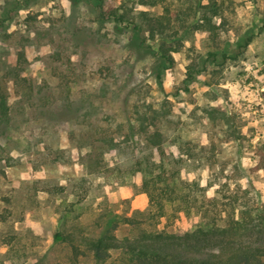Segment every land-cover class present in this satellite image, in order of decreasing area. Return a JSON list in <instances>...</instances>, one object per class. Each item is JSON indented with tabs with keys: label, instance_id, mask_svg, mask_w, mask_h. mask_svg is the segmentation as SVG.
<instances>
[{
	"label": "rangeland",
	"instance_id": "obj_1",
	"mask_svg": "<svg viewBox=\"0 0 264 264\" xmlns=\"http://www.w3.org/2000/svg\"><path fill=\"white\" fill-rule=\"evenodd\" d=\"M90 2L94 8L0 0V94L12 115L0 137V210H12L0 226V264H71L66 234L93 237L110 218L144 219V175L132 168L139 156L164 161L185 198L167 204L159 229L180 233L264 213V0H224L216 39L186 31L173 66L135 53L130 28L118 32L98 16L114 8L140 21L139 12L161 7L101 0L100 10ZM141 35L148 36L144 26ZM67 100L89 105L53 117ZM144 111L143 127L137 117ZM144 130L159 131L164 156ZM108 135L114 147L103 142ZM205 197L218 198V210ZM142 232L120 221L115 236ZM7 235H17L16 254L7 251ZM80 264L98 263L87 256ZM104 264L126 262L112 250Z\"/></svg>",
	"mask_w": 264,
	"mask_h": 264
},
{
	"label": "trees",
	"instance_id": "obj_2",
	"mask_svg": "<svg viewBox=\"0 0 264 264\" xmlns=\"http://www.w3.org/2000/svg\"><path fill=\"white\" fill-rule=\"evenodd\" d=\"M72 1L75 4L85 2L93 6L91 0ZM135 1L138 5L150 8L161 7L162 11L157 14L147 11L139 12L137 17L140 21L130 15L127 10L119 12L114 8L107 11L102 10L98 16L100 21H112L117 31L120 30L119 25L130 28L132 36L129 46L137 54L140 52L150 54L158 57V60H164L169 66H173L175 63L173 54L179 52L183 47V34L186 31L196 29L208 32L211 40H215L218 36L216 32L218 26L214 19L222 17L224 0H208L206 3L202 0ZM97 2L101 10L103 7L100 4L101 0H97ZM189 18L192 20L191 23L188 22ZM143 26L146 27L148 36L142 37ZM74 30L76 31L77 27ZM147 41H154L156 48L147 44ZM250 42L251 39L247 38L244 46L249 45ZM216 55L217 52L208 54L214 59H216ZM190 75L192 73L189 69L187 80L191 79ZM87 105L89 104L86 100L84 103L78 104L75 101L67 100L60 112L51 113L54 115L53 117L58 118L65 112L76 114ZM155 116L150 118L149 127L154 124L152 119H155ZM137 118H139L137 120L141 123L140 125L144 127L143 123H148L149 120L147 111ZM11 122L12 115L7 98L0 94V137L6 136V130L10 127ZM144 132L146 135L148 134L145 136V142L149 146L157 148L164 156L163 150L160 151L162 145L159 131L144 130ZM103 142L114 147L116 140L113 136L108 135ZM135 159L136 162L132 168L134 167L135 174L144 175L142 179L143 191L149 198V210L145 218L141 220L110 218L105 222L103 230L93 237L83 235L81 232L66 234L63 236V241L70 247L71 264H80V259L87 256L92 257L98 264H104L110 258L112 250L121 251L126 264H264L263 212L258 213L255 218L248 217V220L246 218L237 220L231 217L230 222L224 226L215 223L209 228L200 227L180 233H172L165 228L159 229L160 220L168 219L167 204L175 202L180 197L183 198V194L177 191L176 184L171 177L172 174H167L169 170L165 167L164 161L156 163L147 155ZM258 167L264 169V156ZM155 168H159V171L154 172ZM205 198L208 199L212 209L218 210V198ZM183 199L185 200V198ZM194 199L198 201L197 196ZM208 211V209L205 210V212ZM11 215L12 210L3 206L0 210V226L7 223ZM120 221L132 228L143 230L142 234L132 239L118 241L115 231L119 227ZM55 236L62 237V233L59 232ZM16 238L17 235L5 236L4 243L9 254L17 253L14 246Z\"/></svg>",
	"mask_w": 264,
	"mask_h": 264
}]
</instances>
